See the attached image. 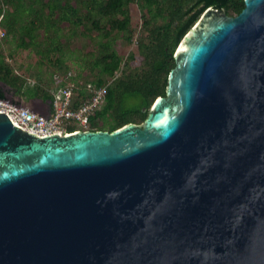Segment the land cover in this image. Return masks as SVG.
Listing matches in <instances>:
<instances>
[{
	"label": "water",
	"instance_id": "95a60500",
	"mask_svg": "<svg viewBox=\"0 0 264 264\" xmlns=\"http://www.w3.org/2000/svg\"><path fill=\"white\" fill-rule=\"evenodd\" d=\"M173 59L141 124L0 112V264H264V0L207 8Z\"/></svg>",
	"mask_w": 264,
	"mask_h": 264
},
{
	"label": "trees",
	"instance_id": "16d2710c",
	"mask_svg": "<svg viewBox=\"0 0 264 264\" xmlns=\"http://www.w3.org/2000/svg\"><path fill=\"white\" fill-rule=\"evenodd\" d=\"M134 4L142 20L137 54H119L118 40L126 45L133 41L136 28L130 9ZM209 7L236 16L244 0H0V26L4 42L28 52L38 64L52 63L58 69L64 64L74 82L85 69L95 72L92 83L106 85L107 92L88 130L112 132L130 123L141 124L153 102L165 95L175 51ZM77 39L83 41L74 53L70 43ZM88 46L94 51H87ZM87 60L90 66H81ZM56 74L51 75L54 83ZM0 83L5 87H0V99L12 92L14 99L51 100L50 83L37 79L27 85V79L7 65L1 54Z\"/></svg>",
	"mask_w": 264,
	"mask_h": 264
},
{
	"label": "built area",
	"instance_id": "2783aa9c",
	"mask_svg": "<svg viewBox=\"0 0 264 264\" xmlns=\"http://www.w3.org/2000/svg\"><path fill=\"white\" fill-rule=\"evenodd\" d=\"M5 31L0 26V39ZM56 85L50 90V112L42 114L10 99H0V112L11 122L38 136L86 131L90 119L105 100L107 86H96L82 79L74 82L73 74L55 75ZM84 130H83V129Z\"/></svg>",
	"mask_w": 264,
	"mask_h": 264
},
{
	"label": "rangeland",
	"instance_id": "374dc122",
	"mask_svg": "<svg viewBox=\"0 0 264 264\" xmlns=\"http://www.w3.org/2000/svg\"><path fill=\"white\" fill-rule=\"evenodd\" d=\"M130 15H131V22L133 26L136 28V31L133 36V41L130 44L126 45L123 41L118 40V43L115 46V48L119 54L122 53H124L125 55L129 53H133L135 55L137 54L136 43H137L138 33L142 26V20H141L140 11L136 4L131 5ZM5 37L6 36L4 35V37L0 39L1 41L0 54L4 58V62L7 65H9L18 75H22L27 79V83H28L27 85L31 86L34 83H36L37 79H41L42 84L50 83V87L48 89L52 91V89L57 83L53 82L51 75L53 73H58L56 75L61 76L66 73L65 71L70 70L67 67H65L64 64L61 69H58V67L56 65H53L52 63L49 64L43 62L41 64H38L39 62L37 61V59H35L32 55H29L28 52H24L20 49L16 50L13 48V45H11L10 43L4 42V40L2 39ZM82 41L83 40H78V39L73 41L72 43H70V49L74 50V53H76L77 52L76 50H78L77 47L82 43ZM86 49L87 51H94L93 46H88ZM52 62H53V58H52ZM90 64L91 61L88 62L87 60L86 62L84 61L81 66L84 65L90 66ZM82 73H83V77L81 78L82 80L87 82H93L95 80V74H96L95 72L91 74L88 72V69H85ZM23 103L26 107L33 109L32 107L33 100H29V101L23 100Z\"/></svg>",
	"mask_w": 264,
	"mask_h": 264
},
{
	"label": "crops",
	"instance_id": "0c3cea01",
	"mask_svg": "<svg viewBox=\"0 0 264 264\" xmlns=\"http://www.w3.org/2000/svg\"><path fill=\"white\" fill-rule=\"evenodd\" d=\"M16 98L18 99V97ZM32 107V110L42 114H48L50 112V106H48V103L40 99H33Z\"/></svg>",
	"mask_w": 264,
	"mask_h": 264
},
{
	"label": "flooded vegetation",
	"instance_id": "af4514ba",
	"mask_svg": "<svg viewBox=\"0 0 264 264\" xmlns=\"http://www.w3.org/2000/svg\"><path fill=\"white\" fill-rule=\"evenodd\" d=\"M1 86V85H0ZM2 88H5L4 86H1ZM5 90V89H4ZM12 93V92H11ZM13 96V95H12ZM14 97V96H13Z\"/></svg>",
	"mask_w": 264,
	"mask_h": 264
}]
</instances>
